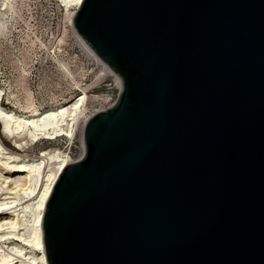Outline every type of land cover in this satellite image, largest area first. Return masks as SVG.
<instances>
[{"label": "water", "instance_id": "water-1", "mask_svg": "<svg viewBox=\"0 0 264 264\" xmlns=\"http://www.w3.org/2000/svg\"><path fill=\"white\" fill-rule=\"evenodd\" d=\"M74 26L122 89L49 195L47 263L264 264V0H82Z\"/></svg>", "mask_w": 264, "mask_h": 264}, {"label": "bare ground", "instance_id": "bare-ground-1", "mask_svg": "<svg viewBox=\"0 0 264 264\" xmlns=\"http://www.w3.org/2000/svg\"><path fill=\"white\" fill-rule=\"evenodd\" d=\"M63 4L62 33L57 42H63L66 33L74 28V16L82 0H61ZM18 0H0V36L9 30V21L18 12ZM68 73L67 63L55 57ZM18 85L25 91V101L18 98L11 80L0 85V127L11 139L13 148L7 147L0 137V264H48L43 242L42 220L46 202L61 171L74 158L61 146L44 148L37 154L23 152L39 140L73 141L91 116V105L103 103L107 95L82 89L63 101L44 105L34 99L29 86L30 71L23 60ZM1 66V60H0ZM111 74L112 80H118ZM5 96L11 106H6ZM84 153V142L82 152Z\"/></svg>", "mask_w": 264, "mask_h": 264}, {"label": "built area", "instance_id": "built-area-1", "mask_svg": "<svg viewBox=\"0 0 264 264\" xmlns=\"http://www.w3.org/2000/svg\"><path fill=\"white\" fill-rule=\"evenodd\" d=\"M46 4L47 6L43 9L37 8L29 20L23 18L18 11L9 21L13 24L17 16L22 18L21 32L18 31L21 38H29V44L24 47L27 48L28 55L21 53L19 61L23 60L25 66L27 57L34 61L33 69L30 70L26 66L30 71L28 81L34 78L38 80L37 87L31 88L34 99L44 105L63 101L74 92L82 91L75 85L74 80H78L83 87L90 85L89 92L94 93L102 85L107 89L106 92L94 93L107 95L108 98L103 103L93 101V107H99L91 109V115L110 107L120 95L121 79L107 80L111 74H115L114 70L80 36L76 28L69 30L63 42L58 43L57 37L62 33L63 4L61 0H46ZM8 31L12 33L10 28ZM55 57H60L67 63L71 74L59 64ZM4 100L5 96L2 102L7 103V99L5 102ZM81 156L82 154L75 159Z\"/></svg>", "mask_w": 264, "mask_h": 264}, {"label": "rangeland", "instance_id": "rangeland-1", "mask_svg": "<svg viewBox=\"0 0 264 264\" xmlns=\"http://www.w3.org/2000/svg\"><path fill=\"white\" fill-rule=\"evenodd\" d=\"M17 9L19 11V14L29 20L31 19V16L33 12L35 13V10L37 8L43 9L47 6L46 0H18V3L16 4ZM22 18L16 17V20L13 21V24H10L9 22V28L12 31L10 33L9 31L3 35L0 36V60H1V66H0V85L4 83L5 80H11L14 84V90L18 93V98L25 101L26 93L22 90L21 85L17 84L18 82V76H20L21 73V62L19 61V58L21 57V53L28 55L27 48H24L29 44V38L20 36V29L22 25ZM12 26V28H11ZM20 32H19V31ZM27 33V32H26ZM25 33V35H26ZM22 34V33H21ZM27 68L33 69V63L34 61L27 57ZM17 80V81H16ZM38 80L37 79H30L29 86L32 89H35L37 87ZM73 90V89H72ZM106 87L102 85V87L97 88L94 93H101L106 92ZM6 101V98L4 102ZM6 106H11V104L8 102L4 103ZM94 104V102H93ZM91 105V109L99 106ZM0 137L3 141V143L9 147L13 148V143L10 138H8L5 134L2 133L1 127H0ZM61 146L63 149H66L70 152L71 156L75 159L81 155L82 152V145H83V134L81 135L80 132L75 136L73 141L68 140L67 138H62L60 141H52L47 139L39 140L25 148L23 152L28 154H37L39 151H41L44 148L52 147V146Z\"/></svg>", "mask_w": 264, "mask_h": 264}]
</instances>
